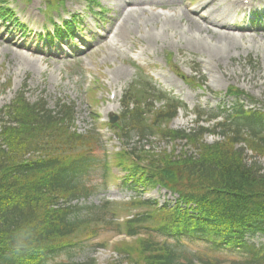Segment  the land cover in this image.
<instances>
[{"label": "trees", "instance_id": "1", "mask_svg": "<svg viewBox=\"0 0 264 264\" xmlns=\"http://www.w3.org/2000/svg\"><path fill=\"white\" fill-rule=\"evenodd\" d=\"M61 1L46 0L48 10ZM6 14L0 8V17ZM141 74L122 97L125 111L112 130L124 141L133 134L184 140L195 153L121 150L114 166L132 180L122 182L124 187L164 188L177 195L175 205L139 199L73 203L105 188L87 185L85 175L97 164L102 174L108 171L105 156L94 155L102 151L99 135L94 129L75 131L72 105L58 101L48 109L18 94L6 107V120L0 119V264H47L109 232L130 239L112 246L127 264H264V247L245 241L248 235L264 238V173L256 161L264 158V115L243 110L239 99H253L230 87L227 96L235 99L230 111L196 110L195 127L175 131L167 125L183 105ZM153 101L161 105L153 107ZM220 115L212 127L199 125L202 117L215 121ZM206 134L218 140L208 144ZM248 152L255 159L250 163ZM192 244L200 247L191 249Z\"/></svg>", "mask_w": 264, "mask_h": 264}, {"label": "rangeland", "instance_id": "2", "mask_svg": "<svg viewBox=\"0 0 264 264\" xmlns=\"http://www.w3.org/2000/svg\"><path fill=\"white\" fill-rule=\"evenodd\" d=\"M89 1L64 0L58 10L47 16L44 13L45 0H5L4 7H10L13 16H8L5 21L0 20V119H5L4 108L12 103L16 95L22 93L31 103L45 102L48 109H55L58 101L72 105L76 130L84 133L92 128L98 129L102 147L110 156L123 146L126 149L144 146L145 149L155 152L163 149L173 150L174 154L184 150L195 153L191 147L185 146L184 142L170 141L158 136L138 140V136L133 134L128 142L122 144L106 127L109 116L119 115L122 111L120 99L126 88L135 80V67L143 71V75L151 80L155 88L184 105L187 113L180 110L177 117L169 123L171 129L193 128V113L198 109L217 111L231 108L232 99L225 95L230 87L252 97L253 102L242 99L241 103L246 109L260 110L264 114V17H256V20L250 22L253 13L264 15V4L254 6L240 24L246 35L252 36L257 44L252 43L251 47H246L248 44L239 41L236 48L229 51L228 56L225 55L216 63H206V54L188 46L181 36L160 38L158 43H150V49L142 53L141 45L146 41L144 34L148 30L156 31L160 27L159 23L144 27L139 22L138 28L132 31V37L127 38L122 51L112 53L106 45L104 46L101 36L106 33L111 35L116 30L113 26L120 21L122 2L120 7L119 0H91L92 3H88ZM250 1H253L254 5L264 3V0ZM184 3L187 9H190L199 3V0H177L172 5L153 3L150 6L156 13L159 8L174 11ZM2 4L0 3V7H3ZM94 13H99L100 16ZM70 17L75 21L71 40L65 36L60 39L53 37L51 40L41 38L48 32L53 33V23L62 24L63 20ZM145 19L144 15L140 16V21ZM17 21L21 26H18ZM8 41L22 47L27 46L39 54L30 55L25 49H19ZM19 52L34 61L25 71L19 70L15 65L13 54ZM174 71L186 78L194 77L195 82L182 80ZM111 93L113 97L110 100ZM153 105L159 106L158 103ZM200 122L203 126L211 125L204 117ZM203 138L207 143L218 139L209 135ZM94 155L98 159L103 156L101 151ZM252 160L255 159H251V152H248L246 161L250 163ZM256 161L264 173V158ZM109 169L102 174V168L97 164L87 172V185L106 183V186L95 190L87 199L74 203L100 205L109 201L120 204L140 197L155 201L158 205H170L175 198L159 188L147 187L144 192L129 190L121 184L124 173L113 165ZM123 239L124 237L115 236L112 232L101 233L91 241L85 242L84 246H75L69 254L63 253L49 260L47 264H58L62 261L83 262L89 259H94L95 264H127L123 256L112 250L113 244ZM249 242L258 245L262 240L253 238ZM99 244L106 246L100 248ZM199 247L196 244L191 245V249Z\"/></svg>", "mask_w": 264, "mask_h": 264}, {"label": "bare ground", "instance_id": "3", "mask_svg": "<svg viewBox=\"0 0 264 264\" xmlns=\"http://www.w3.org/2000/svg\"><path fill=\"white\" fill-rule=\"evenodd\" d=\"M177 0H119V6L123 9L119 11L120 21L114 26L116 30L109 35L101 36L104 46L112 53H118L125 47L127 38L132 37V31L138 28L139 22L144 27L154 26L159 23L160 27L148 30L144 36L146 41L141 45V52L150 49V43H158L160 38H176L181 36L186 44L206 54V63H216L223 58L231 49L236 48V44L241 41L251 47L252 43L257 44L252 36L246 35L244 28L240 26L247 9L252 6H260L263 2L242 5L241 0H199L194 7L187 9V5L174 9L172 13L156 14L150 10L153 3L172 5ZM122 2V5H121ZM146 6V7H145ZM146 17L145 21H140V16ZM163 16V18H161ZM183 24V25H181ZM264 35V34H262ZM262 37V36H260ZM8 43L18 48L13 41ZM30 55H37V51L25 47ZM6 52V50H5ZM15 65L19 70L25 71L28 66H32L30 57L23 53H14ZM264 55V49H263Z\"/></svg>", "mask_w": 264, "mask_h": 264}]
</instances>
